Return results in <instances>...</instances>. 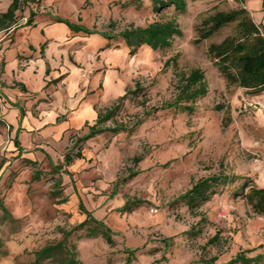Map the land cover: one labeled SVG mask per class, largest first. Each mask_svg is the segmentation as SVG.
I'll return each mask as SVG.
<instances>
[{"label":"rangeland","instance_id":"rangeland-1","mask_svg":"<svg viewBox=\"0 0 264 264\" xmlns=\"http://www.w3.org/2000/svg\"><path fill=\"white\" fill-rule=\"evenodd\" d=\"M129 1L32 0L18 10L19 22L23 13L33 8L98 31L109 30L110 22L115 21V32L131 23L145 26L176 17L183 36L176 37L169 48L144 46L132 56L121 37L100 35L114 47L108 58L113 60L110 66L117 81L127 89H134L136 82L142 87L140 93L129 95L117 119L128 124L142 121L132 133L104 132L75 145L88 129L70 132L71 154L80 150L83 155L66 168L71 174L65 173V166L59 172L53 170L54 165L62 164L56 153L64 152L63 144H52L48 148L52 157L41 163L5 158L10 163L4 162L2 167L0 201L9 214L4 217L0 208L4 251L0 264H30L36 251L62 240L63 231L85 220L81 202L113 229L116 241L109 245L101 236L88 238L85 230L74 231L69 245H77L83 264H203L199 262L202 255L217 256V262L224 263L241 250H249V257L262 255L256 264H264V216H253L246 200L234 196L245 179L257 185L264 182V91L255 93L228 85L208 55L209 45L232 34L235 24L200 44L194 42L195 26L205 15L242 3L190 2L188 11L178 14L172 7L155 12L151 0H141L139 6L127 5ZM247 7L259 24L262 6ZM95 52L89 56L84 53L87 64L101 60L99 51ZM195 69L204 71L208 92L188 103H193L194 110L183 106L160 109L176 99L183 76ZM85 73L91 75L90 70ZM217 105L223 108L218 110ZM145 112L151 113L144 116ZM135 155H143L136 165L132 161ZM131 170L141 172L127 179ZM37 173L40 175L35 179ZM219 174L236 179L219 185L217 193L194 212L179 200L198 179ZM89 175H93L91 180L85 178ZM203 216L206 222L200 223ZM217 233L220 240L203 249ZM127 247H138L130 263H126L123 251Z\"/></svg>","mask_w":264,"mask_h":264},{"label":"crops","instance_id":"crops-1","mask_svg":"<svg viewBox=\"0 0 264 264\" xmlns=\"http://www.w3.org/2000/svg\"><path fill=\"white\" fill-rule=\"evenodd\" d=\"M12 1L0 0V15ZM250 1L247 6H261V0ZM28 15L24 12L19 22L17 10L15 23L0 24V176L9 156L41 163L52 157V144L64 145V152L56 153L63 163L70 149L69 133L94 125L127 89L110 66L112 43L99 34L83 39V32L55 22L48 13L39 12L27 26ZM260 23L264 26L263 12ZM95 51L101 60L87 64L84 53ZM87 70L91 75L84 76Z\"/></svg>","mask_w":264,"mask_h":264},{"label":"trees","instance_id":"trees-1","mask_svg":"<svg viewBox=\"0 0 264 264\" xmlns=\"http://www.w3.org/2000/svg\"><path fill=\"white\" fill-rule=\"evenodd\" d=\"M32 0H13L7 12L0 15V24L7 21L11 24L16 22L15 13L17 10H22L24 5ZM153 10L161 13L166 8H173L175 13L184 14L188 11L190 2L202 0H151ZM242 5L229 10L215 9L213 12L205 15L201 22L195 26L197 37L194 42H201L216 35L222 28L235 24V31L232 34L225 36L219 42H212L208 47V55L217 67L220 74L225 78L228 85H236L238 87L252 90L255 93L264 91V26L258 24L252 17L249 8L244 5L245 0H239ZM137 3L139 6L141 0H131L127 5ZM262 11L264 13V0H261ZM37 9H29L25 25L31 26L34 22V17L38 14ZM51 15L50 13H48ZM52 16V15H51ZM55 22L65 23L70 29L75 32H83L86 36L99 34L106 39H114L121 37L124 40L125 46L129 49L130 55H135L138 50L144 46L154 50H163L172 46L176 37H182L183 31L177 22L176 17L169 19L155 20L145 26L135 25L131 23L124 29L115 32L116 22L111 21L109 30L98 31L90 29L82 25H75L69 20L59 16H53ZM168 63V61L166 62ZM184 83L180 87L179 94L173 102L164 104L160 109H171L182 107L185 110H194V101L199 97H203L208 92V85L205 79V73L201 69L193 70L189 75L183 76ZM142 91L141 84L136 82L134 89H126V92L119 96L116 102L106 110L105 113H100L97 122L94 125L88 126V131L81 137L77 138L78 142H85L104 132L117 134L121 132L132 133L135 127L141 123L142 118L135 121L133 124L125 123L120 118V111L124 106L129 95H135ZM185 102V104H182ZM193 102L192 105L188 104ZM216 108L221 110L223 105H217ZM156 110V109H154ZM151 112H145L144 116L150 115ZM112 121L113 124L105 126L107 122ZM82 159V152L79 150L74 155L70 150L64 155V162L59 165H54L53 170L59 172L64 166L70 165L75 159ZM143 159V155H135L132 159L136 165ZM140 170H131L127 179H132L139 175ZM65 173L70 174L68 170ZM39 173L35 174V179L39 178ZM234 176H226L223 174L203 177L195 181L192 186L179 196V200L184 201L191 211H195L203 202L208 200L212 194L217 193V187L221 184L227 185L229 182H234ZM124 180V179H120ZM126 180V179H125ZM124 180V181H125ZM233 180V181H232ZM119 181L115 184L117 188ZM234 196L242 197L250 206V213L253 216H264V186L252 184L249 179H245L242 185L234 192ZM127 203H125L126 205ZM0 208L3 211L4 217L8 216V211L2 201ZM126 208V207H125ZM80 209L87 215L85 220L73 226L68 231H63V239L54 243L43 246L35 252V259L30 264H47L51 261L54 264H83L78 258L77 245L72 243L69 245V237L76 230H85L86 236L103 237L109 245L115 244L113 229L103 220L97 219L84 204L80 203ZM200 223L206 222V217H201ZM201 230V229H200ZM220 240V234H215L210 238L207 244L203 247L206 249L208 245L216 244ZM3 241L0 237V255L4 254ZM136 248H125L126 263H130ZM249 250H241L236 256L227 262H217L218 257H206L202 255L199 262L203 264H256L263 258L262 255L253 257L247 256Z\"/></svg>","mask_w":264,"mask_h":264},{"label":"built area","instance_id":"built-area-1","mask_svg":"<svg viewBox=\"0 0 264 264\" xmlns=\"http://www.w3.org/2000/svg\"><path fill=\"white\" fill-rule=\"evenodd\" d=\"M84 76H86V73L83 74ZM154 211V209H152Z\"/></svg>","mask_w":264,"mask_h":264}]
</instances>
